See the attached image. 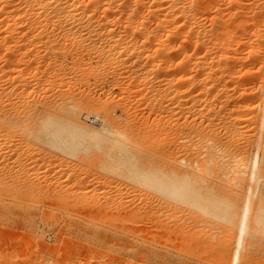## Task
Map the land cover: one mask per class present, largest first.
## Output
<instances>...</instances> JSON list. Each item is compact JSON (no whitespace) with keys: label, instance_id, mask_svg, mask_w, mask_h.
<instances>
[{"label":"bare ground","instance_id":"1","mask_svg":"<svg viewBox=\"0 0 264 264\" xmlns=\"http://www.w3.org/2000/svg\"><path fill=\"white\" fill-rule=\"evenodd\" d=\"M4 22H10L3 31L6 37L19 34L24 41L28 36L35 41L7 48L12 55L6 75L17 72L18 64L29 65L42 71L36 83L44 92L57 83L69 89L73 80L83 83L97 76L104 80L107 75L102 74L112 66L125 74L131 87L145 83L142 89L132 88L136 94L158 92L160 87L152 83L165 59L152 62L157 57L152 51L156 42L162 53L169 50L173 71L168 84L170 103L164 110L171 119L170 141H166L169 150L146 144L152 134L166 131L165 126L149 129L143 123L138 135L140 149L130 153L128 144L114 130L118 122L110 116L106 115V123L99 127L81 120L83 113L99 112L96 104L79 102L53 112L45 99L40 101L45 117L38 116L37 104L29 100L28 73L18 68L15 77L24 82L18 81L17 100L31 113L15 116L10 111L12 119H0V141L7 137L2 146L14 145L10 139L14 137L24 148L37 140L75 155L105 142V162L100 167L156 195L143 197L136 204L116 193L103 205L96 200L95 213L114 214L118 219L129 216V221L141 223L140 227L120 229L125 232L120 238L125 252L139 255L146 264L148 259L153 264H192L170 249L155 247L159 237L178 241L187 252L223 255L229 264H239L245 253L249 255L245 254L246 259L259 254L264 257V0H0V24ZM244 50L246 57H241ZM255 65L257 76L246 68L237 77L239 66L252 69ZM162 102L156 98L152 104L160 107ZM1 104L0 117L6 114H1L6 107ZM245 132L250 135L247 139ZM110 150L118 153L110 154ZM120 165L125 166L122 172H118ZM4 173L0 170L1 187L23 190L29 196L44 194L65 209L64 214L68 207L83 212L96 203L92 202V189L72 188L77 184L75 174L72 180L71 173L66 180L55 175L44 188L45 183L26 174L16 179L8 175L9 182L8 173ZM87 212L73 225L81 231L79 236L103 245L111 228L95 227L96 219L91 220L92 213L85 215ZM220 221L235 228L234 237L225 238L233 240L231 247L228 241L229 245L224 243L227 247L220 246ZM113 238L119 239L117 235ZM4 254L0 253V264H16L17 258ZM131 263L125 260V264Z\"/></svg>","mask_w":264,"mask_h":264},{"label":"rangeland","instance_id":"2","mask_svg":"<svg viewBox=\"0 0 264 264\" xmlns=\"http://www.w3.org/2000/svg\"><path fill=\"white\" fill-rule=\"evenodd\" d=\"M9 23L10 22H4L0 24L2 26H0V103H2V107L6 106V109L3 108L1 110V114L5 112L6 114H3L4 116H1L0 119L3 118L4 120L5 118L7 122L8 118H11L10 111H14L13 114L15 116H21V114L22 116H25L26 114L31 113L28 106L22 105L21 102L17 100L19 99V97H17L18 93L21 90V85H19L20 83L18 81L21 82V80L16 78L15 75L18 71H20L18 69H21L28 73V80L31 84V86L27 88L31 93L29 100L37 104L38 116L45 117L46 112L44 111V107L40 105V101H45V99L49 106H51L50 109H52L53 112H56L60 109L62 110V108L64 110V108L74 106V104L79 102L92 103L93 105L96 104V109H98L99 112L97 114L90 113L89 115L83 113L80 115L81 120L90 127H99L102 123L104 124L105 121L103 120L106 119V115L110 116L112 120L118 122V124L114 126V130L123 137V139H121L122 142L128 144L130 153H135L137 149H140L141 142L139 141L138 135H141V127L143 123H145L149 129L157 125H160V127L163 125L162 129H164L165 126L166 131L163 130L152 134L151 138L148 140L149 143L146 144L147 146H153L157 149L163 150L164 148L163 151L167 149L169 150V142L166 141H170L168 123L171 119L168 115V112H165L164 110L167 109L170 103L169 98L171 91L168 87V84L169 80L172 78L173 67H169V65L172 64L171 58H167V56H171L167 55L169 54V50L167 51V54L165 52L166 49H164L165 53H162V48L160 47L159 49L158 47L160 46L159 42H156L153 45L155 51L158 48L157 51L155 52L152 50L157 55L156 59L152 61L153 63L162 61V58L165 59V62H160V64L162 63V68L160 66V71L158 70L159 75H157V78L154 81L155 83H152L153 85H156V87H160L161 90L158 92H151L145 95L140 94V92L136 94L137 92H134L133 90L142 89L145 83H142V85L138 86L139 88L131 87L132 85L128 84L129 80L124 77L125 74H120L118 68L116 66H112L108 71L104 72L103 74L101 73L102 75H107V78L105 77L104 80H101V76L91 78L90 80L83 83L73 80L74 84L69 87V89L66 87L67 85H63V83H57V85L60 86H57L56 84L54 85V88L50 86L51 88L45 90V93L44 89H42L41 86L36 83V78L42 74V71H36L29 65L21 66L18 64V66H16L17 72H15L13 75H6L7 73L5 70L10 65L9 58L12 55L11 52L9 53L7 48L11 47V45H18L19 43L27 45L29 43L35 42L32 41L34 39H31L29 36L24 38V41L23 38L18 36L19 34L17 35L14 32L13 34L15 35L6 37L7 35H5L6 33L3 31L6 30L5 25L8 26ZM15 25H13V28ZM18 26L19 24H17L16 27ZM25 27H27V25ZM15 28L14 30H16ZM245 54L246 50L240 52V56L242 55L246 57ZM163 56H165V58ZM180 57L181 56H179V59ZM179 59L176 61H179ZM245 61H247V59H245ZM246 68L251 70V72L253 71L254 74L256 72L255 75L257 76L258 65H255V67L252 69H250V66H239V69L237 67V69L240 70V72H237L238 70L236 71L237 77L238 74L241 77ZM150 71V69H147L146 72ZM239 78L238 80L241 84L242 81L241 78ZM255 79L256 78L254 77V80ZM256 81L257 83L255 82V84H258L259 80L256 79ZM23 82L24 81H22L21 84H23ZM255 84L252 85V87L256 86ZM239 86L242 88V85ZM239 86H237V88L241 89ZM11 88V92H14L13 94L8 91L11 90ZM66 88L68 89V92ZM130 89L132 91H130ZM250 90L251 89H249L247 92H250ZM129 91L130 94H128ZM6 94L7 96L9 94L12 100H10L9 96L7 98ZM156 98H161L163 101L161 104H159L161 105L160 107H154L152 104ZM160 111H162V113ZM249 130L250 129L248 127V131ZM166 132L168 136L165 135ZM248 133L250 134L251 131ZM245 136L246 139L250 137V135H246V132L243 136L244 139ZM10 139H12L14 143V145H11L10 147H4V145L2 146L4 141L7 140V137L5 139L3 137L1 138L2 144L0 141V170L2 173L3 170L6 174L8 173L7 175L4 173L7 177L6 180L11 179L8 178L9 176H12V179H16L17 176L21 177L23 174H26V177H29V179H38L37 181H40V184L45 183L42 187L46 188L49 187L50 183L52 182V178L54 180L56 176L61 177L60 180L62 178L63 180H66L67 175L70 173L71 176L75 174L77 175V184H75L76 186L74 185L72 188L82 187L92 189V202H96L94 204V206L96 205L95 209H93V206L88 210L84 209L83 212L86 213L87 211H90L92 213V215L90 214L89 218L91 220L96 219V221L93 220L96 222L95 227L105 228L106 226L107 228L110 227L111 231L107 236L109 240L106 238L107 241H103V245H98L94 238L90 241L86 240L82 236L78 235L81 231H78L79 229L73 225L74 222L78 221L82 214H84L82 209L71 206L68 207V214H64L65 209L63 210V208H59V206H57V204H55L54 201L50 199V197L48 199V196H45L44 194L40 196L38 194L32 193L29 196V193L25 191L22 192L23 190L20 193L17 189L12 190V188L10 189L6 186L3 188V185L1 187L0 184V193H2L0 194V253H6L4 255L7 258H17L15 259L16 264H125L126 259L132 260L131 264H146V262H144L142 257L139 255L133 254L132 252H125L123 249L125 244L122 238H120V235L125 233L120 229H129L133 225L140 227L141 223L129 221V216L118 219L114 214L103 212L98 214L95 213V210L99 206L98 202L103 205V203L105 204V201H108L112 195L116 193H120L121 197L124 199L127 196L129 201L133 199L131 203L135 202L136 204L137 202H140L141 198L143 197L148 198L150 196L156 195L147 188L127 180L121 174L117 175L108 171L105 172L100 167V165L105 162L103 159L106 155L102 156L104 155L103 146H105V142L100 144V147L89 146L87 150H79L75 155H71L68 153H62L57 149L50 148L49 146L37 140H31L29 142V147L32 148H24L23 144L21 146L19 143L21 141H19L17 138L11 137ZM18 144L21 148L18 147ZM25 149L27 151H25ZM113 150H110L109 153L113 155L118 153ZM48 155L51 157H47ZM124 168L125 166L120 165L118 172L124 171ZM72 178L73 176L71 177V180ZM102 178L103 180H99ZM96 181L100 182L97 183ZM9 182L11 181L9 180ZM8 184L9 183L7 181V185ZM36 195L38 196L36 197ZM51 204L55 205L53 206ZM88 212L85 215H89ZM220 225V241L218 240L220 242V246L225 245L227 247L228 242H230V245H228L231 247L233 240H228H231L234 237L233 233L235 234V228L230 227L221 221ZM115 235H117L119 239L113 238ZM225 238H228V242L225 241ZM226 242L227 244H224ZM153 245L162 250L170 249L175 254H179L184 256V258L189 259L192 264H229V261H227V258H224L223 255L218 254L220 256L218 257L216 254L207 255L199 251H192V253L187 252L185 247L178 243V241L170 242L165 238L159 237L157 243ZM245 254L244 257L242 256L243 259L241 258L242 260L239 264H264V257H262L261 254H259L258 257H252L251 255L250 257L252 258L248 259H246V255L249 256L248 253L246 255ZM23 259L24 261H22ZM25 261L28 262L26 263ZM147 262V264H153L154 261L152 259H148Z\"/></svg>","mask_w":264,"mask_h":264}]
</instances>
